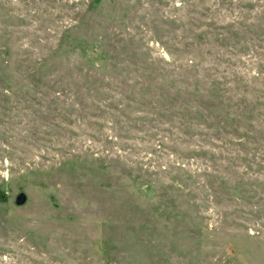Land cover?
<instances>
[{
	"label": "rangeland",
	"instance_id": "374dc122",
	"mask_svg": "<svg viewBox=\"0 0 264 264\" xmlns=\"http://www.w3.org/2000/svg\"><path fill=\"white\" fill-rule=\"evenodd\" d=\"M0 264H264V0H0Z\"/></svg>",
	"mask_w": 264,
	"mask_h": 264
},
{
	"label": "water",
	"instance_id": "95a60500",
	"mask_svg": "<svg viewBox=\"0 0 264 264\" xmlns=\"http://www.w3.org/2000/svg\"><path fill=\"white\" fill-rule=\"evenodd\" d=\"M24 200V195L22 193H19L16 197H15V203L16 204H20L22 203Z\"/></svg>",
	"mask_w": 264,
	"mask_h": 264
}]
</instances>
